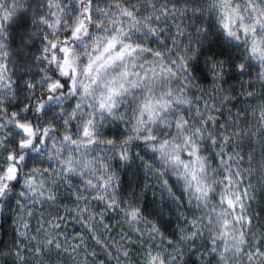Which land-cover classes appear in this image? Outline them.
Masks as SVG:
<instances>
[{"label":"clouds","instance_id":"clouds-1","mask_svg":"<svg viewBox=\"0 0 264 264\" xmlns=\"http://www.w3.org/2000/svg\"><path fill=\"white\" fill-rule=\"evenodd\" d=\"M72 2L57 0V6L62 3L70 14ZM187 2L192 19L185 20V38L190 40V46L186 48L182 43L174 50L176 74L156 81L153 89L159 95L162 89L171 87L175 93L191 97V104L174 100L155 123L148 121L138 132L137 112L145 95L144 85H129L126 92L116 97L111 111L101 110L95 93L84 97L73 91L71 77L61 73L57 63L39 51L47 43L44 36L53 34L40 19L51 18L54 9L49 7L50 0H0L6 7L17 5L14 12H23L24 16L23 23L13 20L0 28V64L7 63L0 86V184L6 185L0 192V264H149L153 255V264H160L161 260L164 264H200L199 246L214 228L207 220L208 207L185 187V179L179 175L182 169L151 147L153 141L139 138L152 129L156 143L166 137L173 154L183 151L184 140L174 117L187 112L189 124L184 130L203 129V138L196 136L207 163V171L201 175L211 181L219 161L213 163L215 146L210 141L206 143L208 130L198 123V97L208 99L209 107L212 99L218 101V108L223 103V119L230 129H240L231 134L236 152L233 158L244 175L241 187L250 184V195L255 196L252 205L264 206V123L259 117L264 107V80L259 79L257 67L251 72L239 67L249 59L246 45L252 35L246 39L241 33L239 40L227 35L219 23L221 13L207 6L210 0ZM230 4L243 22L255 26L257 33L264 36V0H230ZM196 8L200 10L195 11ZM92 31H96L95 25ZM62 34L63 29L59 35ZM90 40L91 34L70 41L81 57V66L91 51L90 46L85 47ZM221 52L225 55L220 56ZM214 53L223 62L220 77H213L210 71L209 61ZM181 57L188 62L187 69L182 66ZM119 70V64L108 68L104 78ZM57 78L66 86L49 91L47 83ZM249 84L251 98L245 95ZM100 88L97 84L96 92ZM226 92L229 95L225 101ZM237 108L243 115H237ZM200 111L205 112L203 105ZM17 119L30 124L33 132L19 127ZM88 121H92L89 126L93 131L84 136L83 127ZM65 133L69 135L65 137ZM91 136L96 137L95 142L86 143ZM25 139L32 142L21 144ZM121 149L126 150L124 157L119 155ZM11 166H15L16 174L10 177ZM101 177L109 181L106 187L100 183ZM97 193L101 199H96ZM109 200L113 201L111 206ZM85 205L104 209L103 215L108 219L101 221L99 215L93 219L84 213L89 219L87 225L81 223L80 213ZM129 208L138 209V219L127 215ZM69 211L76 219L67 226L54 227L57 213L64 215ZM190 216L201 220L197 251H193V242L186 236L191 227L187 219ZM153 222L159 228L149 231ZM181 248L184 256L175 259ZM242 264L249 262L245 259Z\"/></svg>","mask_w":264,"mask_h":264},{"label":"snow or ice","instance_id":"snow-or-ice-1","mask_svg":"<svg viewBox=\"0 0 264 264\" xmlns=\"http://www.w3.org/2000/svg\"><path fill=\"white\" fill-rule=\"evenodd\" d=\"M207 6L216 8L221 13L219 23L227 35L236 40L240 39L241 33L245 34L246 39L252 35L246 45L249 59L246 62H241L239 67L241 71L247 68L249 72L253 67H257L259 79L264 80V36L257 33L255 26L243 22L238 10L231 6L230 0H210ZM16 7L15 4L11 7L0 4V28L5 27V22H8L9 25L13 20H16L17 23L24 22L23 12L19 15L14 12ZM49 7L54 9L50 13L51 18L46 19L41 16L40 19L52 29L53 34L44 36L43 39L47 43L39 51L50 62H56L61 73L71 77L73 91L80 92L84 97L95 93L97 106L101 110L111 111L115 106L116 97L126 92L129 85L132 87L144 85L145 95L140 101L137 112L138 132L140 126L145 125L148 121L155 123L165 111L172 107L174 100L183 104H191V97L177 94L171 87L166 90L162 89L159 95H156L153 89V84L156 81L176 74L174 59L176 53L174 50L182 43L186 48L190 46V40L185 38V32L188 30L185 20L192 19L188 16V9L191 5L187 0H73L69 6L70 14L62 3L57 6V0H50ZM199 10V8L195 9V11ZM94 25L96 31L93 32ZM234 25H238V27L234 28ZM61 29H63V34L59 35ZM89 34H91V40L86 42L85 47L90 46L91 51L88 53L87 62L81 66V57L70 41L83 39ZM219 55L224 56L225 53L221 52ZM228 59L231 60V57ZM236 59L239 60L241 57ZM181 61L182 66L187 69L188 62L183 61L182 57ZM209 63L213 77L223 76V62L217 59L215 53ZM117 64L120 65L119 72L105 79L103 74L108 68ZM231 66L236 67L235 60H232ZM6 67V62L0 64V86L5 79L3 71ZM97 84L101 85L99 92H96ZM57 86H66V83L59 78L49 80L47 83L49 91ZM248 89L245 95L251 98L253 96L251 84L248 85ZM228 95L227 92L224 94L225 101ZM198 100L200 101L196 105V112L200 117L198 123L208 130L206 143L210 141L215 146L213 163L219 161V166L213 170L211 181L201 175L207 171V163L196 136L200 135L203 138V129L196 127L191 132L184 130L185 126L189 124L187 112H181L174 117L175 125L184 140L183 151H176L173 154L172 147L166 137L156 143L157 137L152 134V129H148V134L141 135L139 138L153 141L151 147L156 148L180 167L182 171L179 175L185 179V187L191 190L197 201L208 207L207 220L214 228L199 246L200 264H242L245 259L249 264H252L253 261H256V264H264V206L257 208L252 205L251 202L255 196L250 195L251 185L244 184L241 187L244 175L241 165L233 158L236 156V152L233 149L231 133L240 131V129H230L227 120L223 119V103H220L218 108V101L212 99V106L209 107L208 99L198 97ZM201 105L205 112L200 111ZM236 111L238 116L243 115L238 108ZM73 115H75V111H73ZM259 117L260 122L264 123V107L260 109ZM15 122L27 133L33 132L32 126L24 123L22 119H17ZM91 123L92 121L85 123L84 136H89L92 133L93 130L89 126ZM68 135L65 133V137ZM95 140L96 137L91 136V139L86 143H93ZM31 142V139L20 141L21 144H30ZM111 142L109 140V143ZM9 155L12 154L9 153ZM119 155L124 157L126 150L121 149ZM237 159L242 160L243 158L237 157ZM68 167L71 168L72 165L69 163ZM15 174V166H11L9 168L10 177ZM29 179L32 178L29 177ZM261 179H264V172L261 173ZM108 182L101 177L100 183L105 187ZM89 183H93V181L90 180ZM4 187L6 185L0 184V192ZM101 198L97 193L96 199ZM209 201H211L210 206ZM107 203L111 206L113 201L109 200ZM103 211L102 208L90 209L85 205L80 213L81 223L87 225L89 219V216H85L84 213H89L93 219L97 215L100 216L101 221L108 219L103 215ZM126 211L128 216L138 219V209L129 208ZM55 219L57 224L54 227L59 228L61 224L67 226L76 217H73L69 211L64 215L57 213ZM187 219L191 227L186 236L193 242L191 245L193 251H197L196 240L200 235L198 225L201 224V220L191 216ZM237 227L239 231L236 230ZM158 228L159 225L153 222L149 231L158 230ZM246 228L248 231L245 230ZM137 230L139 229L137 228ZM76 235L81 234L76 233ZM49 243L51 244L53 241L50 240ZM55 243L59 248V241L57 240ZM183 256L184 251L181 248L175 259H181ZM155 260L156 256H151L149 264H153ZM160 264H164V261L161 260Z\"/></svg>","mask_w":264,"mask_h":264}]
</instances>
